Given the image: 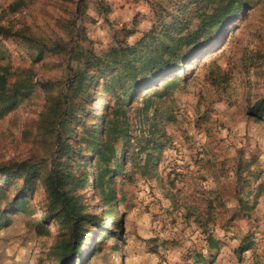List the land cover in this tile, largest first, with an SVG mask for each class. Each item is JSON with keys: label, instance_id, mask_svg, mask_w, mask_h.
I'll return each mask as SVG.
<instances>
[{"label": "rangeland", "instance_id": "374dc122", "mask_svg": "<svg viewBox=\"0 0 264 264\" xmlns=\"http://www.w3.org/2000/svg\"><path fill=\"white\" fill-rule=\"evenodd\" d=\"M177 1L0 0V25L27 29L47 43L77 40L84 50L101 54L134 44L160 24L161 16L171 22L167 13L178 16ZM232 39L201 56L197 66L178 71L183 78L158 83L152 98L135 101L133 144L161 155L136 169L131 164L130 180L117 177V202L111 207L102 206L93 189L79 190L85 207L106 223L86 237L84 264H216L218 255L207 246L217 228L230 225L221 220L228 202L249 229L244 247L252 246L254 233L264 235V121L249 115L251 101L264 95V0L249 7ZM2 42L13 70H28L51 95L66 100L75 64L69 67L57 55L37 61L17 41ZM47 93L37 86L31 99L0 119V163L53 165V137L41 130ZM93 95L90 107L101 108L104 100L96 90ZM157 116L168 135L159 142ZM47 204L41 188L27 212H0V264H58L50 253L62 228ZM116 222L122 229H115ZM109 230L112 237L103 238Z\"/></svg>", "mask_w": 264, "mask_h": 264}, {"label": "trees", "instance_id": "16d2710c", "mask_svg": "<svg viewBox=\"0 0 264 264\" xmlns=\"http://www.w3.org/2000/svg\"><path fill=\"white\" fill-rule=\"evenodd\" d=\"M258 3L259 0H178V16L167 13L171 22H164L161 16L160 24L134 44H122L101 54L84 50L77 40L59 38L47 43L30 36L27 29L0 25V78L4 80L0 119L31 99L36 87L42 86L48 92L49 107L43 112L41 130L54 140L52 166L0 163V212H27L33 196L43 188L48 213L58 216L62 228V238L51 249L50 258L58 264H84L86 237L93 227L106 223L103 216L85 207L79 190L93 189L102 206L111 207L117 202V177L128 181L131 164L136 169L142 162L161 155L145 153L143 147L133 144L137 138L135 101L139 96L152 98L158 83L172 77L183 78L178 71L186 65L197 66L201 56L210 54L225 40L232 41L241 17ZM2 39L26 46L37 61L57 55L64 57L69 67L75 64V68L70 67L65 85L66 100L51 95L50 89L34 81L28 70H13L11 55L5 53ZM94 90L104 100L101 108L90 107L95 104H91ZM251 102L249 115L264 121V95H257ZM156 119V142L164 141L168 136L162 126L164 120L160 116ZM116 226L117 231L122 229L121 223L116 222ZM112 234L111 230L106 231L103 238H111ZM93 250L89 249V253Z\"/></svg>", "mask_w": 264, "mask_h": 264}, {"label": "crops", "instance_id": "0c3cea01", "mask_svg": "<svg viewBox=\"0 0 264 264\" xmlns=\"http://www.w3.org/2000/svg\"><path fill=\"white\" fill-rule=\"evenodd\" d=\"M206 154L208 158L213 156L220 158L218 153ZM233 209L230 202L225 205L224 211L221 213V220L224 223H230V225L221 229L217 228L213 232L214 235L210 236V244L207 249H210L211 254H215L214 251L217 253L216 264H260L261 259L264 260V235L254 233L251 240L252 246L244 247V239H246L249 229L242 217L234 216Z\"/></svg>", "mask_w": 264, "mask_h": 264}]
</instances>
